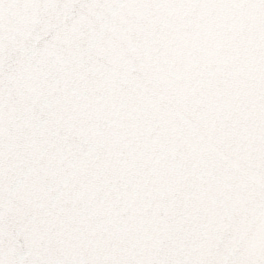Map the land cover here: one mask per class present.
<instances>
[{"label":"snow or ice","instance_id":"6c2138e0","mask_svg":"<svg viewBox=\"0 0 264 264\" xmlns=\"http://www.w3.org/2000/svg\"><path fill=\"white\" fill-rule=\"evenodd\" d=\"M0 264H264V0H0Z\"/></svg>","mask_w":264,"mask_h":264}]
</instances>
